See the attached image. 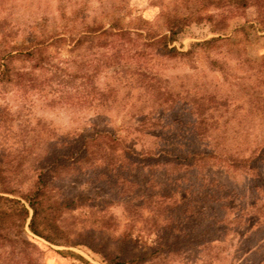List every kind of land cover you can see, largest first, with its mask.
I'll use <instances>...</instances> for the list:
<instances>
[{
    "label": "rangeland",
    "instance_id": "374dc122",
    "mask_svg": "<svg viewBox=\"0 0 264 264\" xmlns=\"http://www.w3.org/2000/svg\"><path fill=\"white\" fill-rule=\"evenodd\" d=\"M220 1V7L204 9L203 0H0V52L14 44L51 42L55 36L77 38L82 22L106 28L119 19L122 29L129 31L85 39L80 49L60 43L47 50L41 65L21 61L25 54H17L12 81L0 83V161L10 166L7 176L20 193L29 191L40 158L47 156L55 140L106 130L138 152L157 156L142 157L138 164L118 170L108 161L94 164L90 172L70 167L51 185L57 196L84 194L97 212L115 218L113 235L130 222L142 226L153 240L164 226V207L148 200L147 192L165 185L188 204V221L178 230L198 236L188 239L166 264H264V218L260 209L251 208L264 204V162L247 172L209 161L202 164L203 175L196 180L183 165L165 157L177 148L212 149L213 137L221 131L226 137L247 131L249 137L242 142L246 149L264 143V110L245 119V109L235 108L242 96L240 85L251 82L253 78L245 76L254 71L239 60L262 61L258 91L264 97V0H244L243 7L235 3L238 0ZM190 13L201 20L178 33L171 47L186 51L192 43L210 38L230 40L198 49L191 60L168 58L146 46V34L166 32V14ZM199 112L205 113L207 127L195 123ZM159 153L164 158L158 159ZM216 183L232 206L222 217L202 201V188ZM75 214L65 216V226L78 231L90 226L84 224L83 214ZM18 234L36 250L20 256L12 252L9 264H105L84 246L53 245L27 228Z\"/></svg>",
    "mask_w": 264,
    "mask_h": 264
},
{
    "label": "trees",
    "instance_id": "16d2710c",
    "mask_svg": "<svg viewBox=\"0 0 264 264\" xmlns=\"http://www.w3.org/2000/svg\"><path fill=\"white\" fill-rule=\"evenodd\" d=\"M198 1V0H197ZM236 4L243 5L244 0H238ZM206 6L202 8L221 6L220 0H203ZM201 20L197 13L187 15L166 14L164 21L165 31L162 34H154L149 36L146 34L150 44L158 54L168 58L183 57L193 59L195 53L199 50H207L216 46L220 41L230 40L229 38H210L201 42L192 43L186 51H179L170 44L175 41L178 33H180L190 23H196ZM108 27H97L89 22H82L83 26L79 31L77 38L68 39L67 37L55 36L53 41L45 40L38 44H22V46L13 45L12 48L0 52V83L7 84L12 81L15 75L14 63L18 53H24L25 60L34 62L35 64L45 63L48 54L47 50L56 48L58 44H67L72 48L80 49L85 39H94L100 37H116L124 36L129 31L122 29L119 19L112 20ZM14 47H19L14 49ZM59 47V46H58ZM18 51V52H17ZM24 51V52H23ZM241 64L247 65L251 71V76H245L252 79L251 82L241 84L239 90L242 94L240 102H237L235 108L245 109L244 118L253 117V114L264 110V97L258 91L262 81L259 80L263 73L262 61L259 63L250 59L239 60ZM213 64L216 62L213 61ZM252 63V64H251ZM253 69H252V68ZM198 101H200L198 99ZM195 102H197L195 100ZM194 102V103H195ZM245 107V108H244ZM242 111V110H241ZM205 113L199 112L195 116L197 126H206ZM216 129V122L214 123ZM249 137L248 132L235 131L232 136L225 135L220 132L213 137L215 144L212 149L207 151L191 150L190 148H177L169 151L165 157L167 160H173L184 166L186 172L197 180L199 174H202V164L213 161L219 165L232 170H245L247 172H255L257 166L264 162V143H257L254 146L244 148L245 138ZM230 141V145L226 142ZM264 141V137L260 140ZM242 143L241 148L238 144ZM160 152V151H159ZM155 158V153L138 152L131 147L125 139L117 134L106 130H92L75 132L62 140H55L47 156L40 158L42 163L36 166V174L32 181L29 191L25 194L20 193L17 186L9 179L7 174L10 172V166L0 161V264H9L8 255L16 251V254H31L36 250V246L18 234L19 230L27 228L28 231L50 244L58 246H84L91 252L102 257L105 264H157L159 261L166 264L170 258L178 255L181 248L189 243L188 239H196L198 236L189 232L182 234V230H178L187 222L185 200H178L176 195L167 189L165 185L158 186L155 192H147L148 200H153L157 205L164 207L161 214L164 217V226L160 227L154 235L153 240L148 233L143 230L142 226L136 223H128L124 229L113 235L111 223L115 219L103 210L96 211L90 199L79 194L75 197L61 195L57 196L52 190L53 181L59 179L60 172L68 171L70 167L85 168L88 172L93 171L91 167L96 163L105 161L111 162L120 169L125 164H137L145 159L149 160L150 156ZM158 159L164 158L159 153ZM112 160V161H111ZM130 163V164H129ZM82 165V166H81ZM114 167V169H115ZM113 169V171H114ZM144 169V168H143ZM119 172V171H118ZM152 171L150 170L149 173ZM193 173V174H192ZM153 174V173H152ZM203 175V174H202ZM114 176V175H113ZM189 176V175H188ZM202 181H206L201 177ZM202 186V183H200ZM148 188H150L148 186ZM147 188V189H148ZM223 186L218 183L211 186H204L202 192L206 193L202 198L205 205L212 206L213 210L217 209L222 217L224 211L229 210L230 199L223 192ZM105 200H101V204L106 206ZM251 208L260 209V216L264 218V204L259 206L252 205ZM232 209V208H231ZM230 211V210H229ZM77 213V214H75ZM82 215L86 218L83 222L87 226H83L78 230L73 227L65 226V216ZM91 216V218H90ZM259 216V217H260ZM185 219V220H184ZM81 223V222H80ZM211 226V225H209ZM211 228V227H210ZM110 230L112 232H110ZM209 229H207V233ZM110 232V234H108ZM109 235V236H108ZM111 238L109 240V237ZM108 237V239H107ZM113 241L114 251H110L111 242ZM8 250V251H7ZM28 256V255H26ZM22 264V262H19ZM13 264H18L17 262Z\"/></svg>",
    "mask_w": 264,
    "mask_h": 264
}]
</instances>
